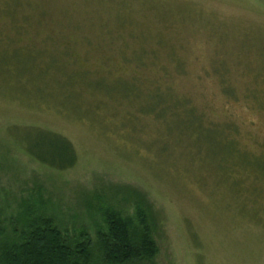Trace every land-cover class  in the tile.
I'll return each instance as SVG.
<instances>
[{"label": "rangeland", "instance_id": "374dc122", "mask_svg": "<svg viewBox=\"0 0 264 264\" xmlns=\"http://www.w3.org/2000/svg\"><path fill=\"white\" fill-rule=\"evenodd\" d=\"M28 130L74 165L34 159ZM256 161L264 0H0V243L31 209L100 260L102 213L141 208L154 264H264Z\"/></svg>", "mask_w": 264, "mask_h": 264}, {"label": "trees", "instance_id": "16d2710c", "mask_svg": "<svg viewBox=\"0 0 264 264\" xmlns=\"http://www.w3.org/2000/svg\"><path fill=\"white\" fill-rule=\"evenodd\" d=\"M158 103L159 100L151 105V109ZM28 132L27 137L32 139L35 148L31 145L27 152L34 159L58 170L74 165L75 152L65 138L41 130ZM256 164L264 173V162L256 161ZM30 211L25 209L22 219H18L26 227L19 241L0 243V264H154L158 248L148 216L141 208L136 209L134 220L122 218L111 209L102 213L104 228L97 231L100 260L96 259L87 235L80 234L76 240H71L60 233L50 220H31Z\"/></svg>", "mask_w": 264, "mask_h": 264}]
</instances>
